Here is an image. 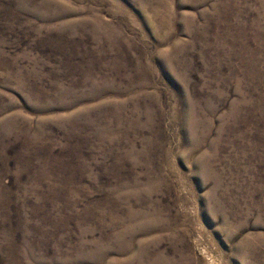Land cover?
I'll use <instances>...</instances> for the list:
<instances>
[{
  "label": "rangeland",
  "instance_id": "1",
  "mask_svg": "<svg viewBox=\"0 0 264 264\" xmlns=\"http://www.w3.org/2000/svg\"><path fill=\"white\" fill-rule=\"evenodd\" d=\"M0 264H264V0H0Z\"/></svg>",
  "mask_w": 264,
  "mask_h": 264
}]
</instances>
